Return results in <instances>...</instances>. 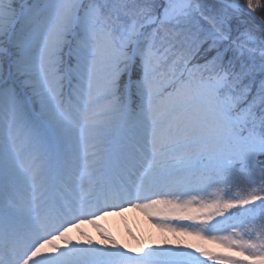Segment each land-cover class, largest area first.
Listing matches in <instances>:
<instances>
[{"label":"snow or ice","instance_id":"1","mask_svg":"<svg viewBox=\"0 0 264 264\" xmlns=\"http://www.w3.org/2000/svg\"><path fill=\"white\" fill-rule=\"evenodd\" d=\"M209 262L264 264V0H0V264Z\"/></svg>","mask_w":264,"mask_h":264},{"label":"rangeland","instance_id":"2","mask_svg":"<svg viewBox=\"0 0 264 264\" xmlns=\"http://www.w3.org/2000/svg\"><path fill=\"white\" fill-rule=\"evenodd\" d=\"M130 208L129 207H125ZM111 212H120V211H111ZM121 222L117 224L120 227H116L114 225H101L100 228L106 231V234L110 235L119 245H123L126 249L132 248L134 250H138L141 245L145 246H163L166 241L170 242L171 245L176 246L178 243H197V240L194 237H181L177 238V236L167 230H164L158 227L153 219L148 218V215L139 210L134 212L133 214L126 215ZM119 219V220H121ZM116 223V222H115ZM96 233L99 241H101V237L99 235V229L97 227L92 226L88 229V234ZM87 234V235H88ZM73 241H83L84 237L77 234H70ZM211 250L215 252L224 251L217 244L208 243Z\"/></svg>","mask_w":264,"mask_h":264},{"label":"bare ground","instance_id":"3","mask_svg":"<svg viewBox=\"0 0 264 264\" xmlns=\"http://www.w3.org/2000/svg\"><path fill=\"white\" fill-rule=\"evenodd\" d=\"M139 210L140 209H135V208L130 207V208H126L120 212H109L98 220V224H101V225L105 224L107 226L114 225L116 227H120V225L117 224L118 222H121V220H119V219L125 217L126 215L133 214L134 212H137ZM92 226H93L92 224L86 223L84 225H81V227L79 229H77V228L71 229L69 234L75 233V234L79 235L80 231H83V232L88 234V229H90Z\"/></svg>","mask_w":264,"mask_h":264}]
</instances>
